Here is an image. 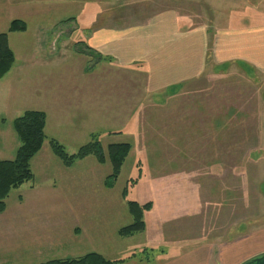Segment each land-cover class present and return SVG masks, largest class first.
Returning <instances> with one entry per match:
<instances>
[{"label": "rangeland", "instance_id": "374dc122", "mask_svg": "<svg viewBox=\"0 0 264 264\" xmlns=\"http://www.w3.org/2000/svg\"><path fill=\"white\" fill-rule=\"evenodd\" d=\"M166 9L178 15L180 26L190 20V25L213 31L240 21H264V0H0V32H7L13 19L26 24L25 31L8 32L15 56L8 79L26 75L23 59L30 55H87L83 72L100 77V128L75 143L50 137L72 154L97 135L105 157L99 163L90 155L65 167L51 149L35 155L33 179L5 200L7 212L22 211L29 229L20 224L17 240L0 242V264H38L88 252L120 261L113 264H154L188 239L224 241L264 225V71L241 62H214L208 41L199 77L175 90L143 93L137 69L111 64L85 42L89 30L103 23L125 24ZM92 14H99L98 19ZM61 41L68 44L65 50L36 46ZM63 66H33L30 73L39 76L31 82L34 92L41 94L43 72L59 76ZM71 72L75 70H66ZM122 73L132 76L126 81L124 104L121 90L116 87L112 95V81L101 80ZM37 100L26 91L9 101V108H1L0 159L7 157L8 150L1 149L10 143L5 144L4 136H13L19 145L13 119L25 110L43 109ZM127 108L136 112L128 116ZM122 142L130 150L108 186L112 165L107 147ZM172 178L182 186L178 194L166 192ZM30 184L38 190H29ZM128 201L152 202L144 212L145 229L131 238L119 235L132 222Z\"/></svg>", "mask_w": 264, "mask_h": 264}, {"label": "crops", "instance_id": "0c3cea01", "mask_svg": "<svg viewBox=\"0 0 264 264\" xmlns=\"http://www.w3.org/2000/svg\"><path fill=\"white\" fill-rule=\"evenodd\" d=\"M80 16L81 14L78 18ZM98 16L99 14L91 15L93 18ZM184 22L187 24L180 26L178 15L166 9L153 15H145L143 19L126 21L125 24L103 23L104 25L90 29L84 39L87 45L95 49L104 60L108 58L106 61L111 64L128 69L133 66L137 69V78L142 77L143 93L157 94L164 89L175 90L199 77L205 67L208 41L212 45L211 59L214 62L218 64L241 62L264 71V21H240L239 25H226L225 28L221 27L216 31L190 25V20ZM67 45L66 41L36 43L39 49H51L55 46L65 50ZM86 57L87 55L84 57L74 52H70L68 56L65 51H58L50 58H45L44 55L43 59L30 55L23 59V63L26 64V75L16 73L8 79L7 74L10 72L8 71L0 79V112L1 108H9V101L21 98L26 91L33 100L42 101L40 108L46 113L44 130L48 137L40 150L50 149L48 141L51 137L65 144L75 143L78 138L89 137L90 133L100 128L99 121L102 119L99 105L100 77L93 72H83L82 62ZM70 61L75 65L73 63L67 65ZM41 62L48 65L51 63L64 65L62 70L65 69V72H60L59 76L56 73L43 72L41 94H36L31 82L37 74L30 72L33 66ZM66 70L75 72L66 74ZM130 75L113 74L101 79L112 81L110 84L112 95L116 87L121 90L122 104L126 102V81L132 80ZM136 76L137 74L134 77ZM127 100L129 102V98ZM134 111L126 109L128 116ZM6 132L5 129L1 133ZM60 133L63 136H60ZM3 140L5 144L10 141L9 145H5L1 150H8L5 159H11L18 143L9 135L7 138L4 136ZM173 173V176H177L179 172L176 170ZM181 187L179 180L172 178L166 192L178 194ZM29 190L37 191L38 188L35 184H30ZM22 214V211L7 212L6 206L4 213L0 214V242L17 240L16 234H19L20 228L29 229L28 225L26 226L29 221ZM20 224L22 226L18 229ZM131 237L133 235L126 238ZM180 245L161 254L154 264H238L243 259L264 250V225L246 232L240 231L224 241L207 242L193 238Z\"/></svg>", "mask_w": 264, "mask_h": 264}, {"label": "trees", "instance_id": "16d2710c", "mask_svg": "<svg viewBox=\"0 0 264 264\" xmlns=\"http://www.w3.org/2000/svg\"><path fill=\"white\" fill-rule=\"evenodd\" d=\"M26 24L20 19H13L7 32H0V79L12 68L15 62L13 50L8 42V32L25 31ZM45 113L41 110L28 109L20 116L13 119L12 127L19 141L14 157L11 159H0V213L6 207V198L9 193L25 182L33 179V172L30 166L31 159L40 151L45 134ZM3 121V119H1ZM49 146L52 153L60 160L62 165L70 167L76 160L93 155L99 163L104 162V152L97 135L79 146L75 153L69 154L65 147L57 140L49 139ZM130 150L126 142L111 143L107 147V156L112 165V172L108 177L106 185L111 186L117 178L120 167ZM128 212L132 222L119 229L121 237H130L145 229L143 220L144 212L150 210L152 202L139 204L136 201H128ZM122 261V260H121ZM120 261L107 260L97 252H88L79 257L53 258L38 264H113Z\"/></svg>", "mask_w": 264, "mask_h": 264}, {"label": "water", "instance_id": "95a60500", "mask_svg": "<svg viewBox=\"0 0 264 264\" xmlns=\"http://www.w3.org/2000/svg\"><path fill=\"white\" fill-rule=\"evenodd\" d=\"M238 264H264V251L255 253L245 259H243Z\"/></svg>", "mask_w": 264, "mask_h": 264}]
</instances>
